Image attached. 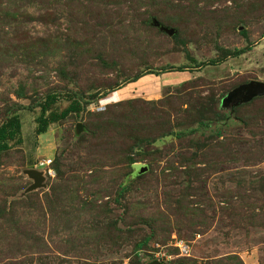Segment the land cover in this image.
I'll return each mask as SVG.
<instances>
[{"label":"rangeland","instance_id":"1","mask_svg":"<svg viewBox=\"0 0 264 264\" xmlns=\"http://www.w3.org/2000/svg\"><path fill=\"white\" fill-rule=\"evenodd\" d=\"M255 81L264 0H0V264H264ZM54 93L84 110L39 134Z\"/></svg>","mask_w":264,"mask_h":264},{"label":"trees","instance_id":"2","mask_svg":"<svg viewBox=\"0 0 264 264\" xmlns=\"http://www.w3.org/2000/svg\"><path fill=\"white\" fill-rule=\"evenodd\" d=\"M248 50H250V47L238 49L234 51L231 55L233 57H239L244 53H246ZM216 64H217L216 61L212 60L208 63L201 64L200 67L207 65H216ZM165 72H173V70H165L163 73ZM141 77H143V75L137 76L136 78L130 81L131 82L137 81ZM108 95L109 93L105 94V97ZM95 97H97V95H95L94 98ZM59 98H60L59 94H55V93L49 94L45 98V100L40 104L41 106V117L39 119L40 126L38 127L37 130L39 134H43L47 132L51 124H54L58 121L65 119L71 113L80 114L84 110V105L80 102V100L76 97V95L73 94L69 96L70 104L67 106V108H65L64 110H58V108H56V104ZM21 127H22L21 120L17 114L13 115L7 122H5L2 126H0V153L11 150L13 145L16 143L22 144V139L20 137ZM129 162H132L131 159L129 160Z\"/></svg>","mask_w":264,"mask_h":264},{"label":"water","instance_id":"3","mask_svg":"<svg viewBox=\"0 0 264 264\" xmlns=\"http://www.w3.org/2000/svg\"><path fill=\"white\" fill-rule=\"evenodd\" d=\"M158 26H160L157 23ZM161 30L165 33H167L169 36H173L176 31L172 28H168L165 26H160ZM239 93H243L244 99L249 100L254 96L257 95H264V82H251L247 85L241 86L238 90ZM237 92V93H238ZM147 171V168H141L139 171V174H142ZM29 174L35 178L38 182L42 180V174L37 170H30ZM149 264H162L159 260H154Z\"/></svg>","mask_w":264,"mask_h":264},{"label":"crops","instance_id":"4","mask_svg":"<svg viewBox=\"0 0 264 264\" xmlns=\"http://www.w3.org/2000/svg\"><path fill=\"white\" fill-rule=\"evenodd\" d=\"M158 79H159V84L161 83L160 81V78H161V76H156ZM144 79V77L142 78L141 77V79L139 80V81H137L136 83H140V81H142ZM135 82V81H134ZM135 83V84H136ZM132 84V83H131ZM134 84V83H133ZM141 84H143V85H140V86H138L137 88H132V91L131 90H125V92L124 91H114L113 93H111L108 97H105L107 100H111V102L112 101H115V102H117V101H121V100H123V99H127V96H129V95H131L132 93L134 94L135 92H142V91H147V87H146V83H141ZM151 90H153V88L151 89ZM134 91V92H133ZM154 91V90H153ZM121 97V98H120ZM104 100V99H103Z\"/></svg>","mask_w":264,"mask_h":264},{"label":"built area","instance_id":"5","mask_svg":"<svg viewBox=\"0 0 264 264\" xmlns=\"http://www.w3.org/2000/svg\"><path fill=\"white\" fill-rule=\"evenodd\" d=\"M51 163L50 160H44V161H40L36 166L37 167H44L45 165H49Z\"/></svg>","mask_w":264,"mask_h":264}]
</instances>
